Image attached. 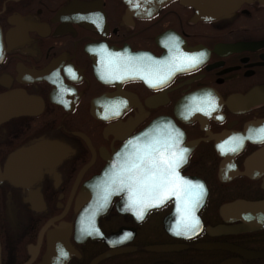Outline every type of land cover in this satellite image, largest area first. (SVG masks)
I'll list each match as a JSON object with an SVG mask.
<instances>
[{"label":"flooded vegetation","instance_id":"1","mask_svg":"<svg viewBox=\"0 0 264 264\" xmlns=\"http://www.w3.org/2000/svg\"><path fill=\"white\" fill-rule=\"evenodd\" d=\"M262 128L264 0H0V264H264ZM135 137L187 149L198 230L114 191Z\"/></svg>","mask_w":264,"mask_h":264},{"label":"snow or ice","instance_id":"2","mask_svg":"<svg viewBox=\"0 0 264 264\" xmlns=\"http://www.w3.org/2000/svg\"><path fill=\"white\" fill-rule=\"evenodd\" d=\"M132 4L133 0H129ZM133 6L139 7L136 3ZM203 53L199 57H189L187 66L192 67L200 63ZM71 71V69H69ZM171 73L161 76L156 83L163 84ZM114 79H122V77L113 76ZM150 84L152 81H148ZM214 105V102H213ZM203 111V109H199ZM119 115V111L114 113ZM259 135L255 138L264 139V128L258 130ZM139 137H135L128 141V144L135 142V151L126 152L125 160L121 166L113 173L112 182L119 185L114 191H120L128 188L130 193L131 204L137 209V216L143 215V211L148 206H158L162 204L169 196H176L180 201L183 198V214L185 221L191 218V223H185L184 233L190 234L198 230L199 221L194 217V210L199 204L203 195V185L193 184L191 181L180 177L177 169L182 163L186 162L187 149L179 148V140L170 137L163 145L161 141L152 138L146 140L145 143H139ZM174 141V142H173ZM241 141L236 139V144ZM127 147V145L125 146ZM235 151V148L231 149ZM120 155V153H117ZM115 167V166H114ZM147 190L149 193L146 202L139 193ZM107 196L105 200H107ZM154 202V204L152 203ZM178 234L179 231H178ZM61 255H64L61 253Z\"/></svg>","mask_w":264,"mask_h":264},{"label":"water","instance_id":"3","mask_svg":"<svg viewBox=\"0 0 264 264\" xmlns=\"http://www.w3.org/2000/svg\"><path fill=\"white\" fill-rule=\"evenodd\" d=\"M204 199H205V196L202 195V199L200 200L199 204L197 205V207L199 205H201V203L203 204L204 203ZM250 208H253L254 210L258 211L259 213H263L264 212V202H261V203H254V204H249L248 205ZM257 256V255H255Z\"/></svg>","mask_w":264,"mask_h":264}]
</instances>
